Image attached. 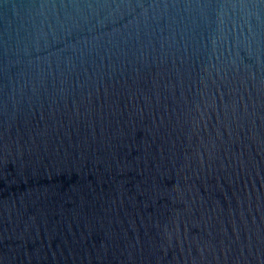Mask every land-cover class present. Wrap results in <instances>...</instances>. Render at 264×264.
Here are the masks:
<instances>
[{"label": "water", "instance_id": "water-1", "mask_svg": "<svg viewBox=\"0 0 264 264\" xmlns=\"http://www.w3.org/2000/svg\"><path fill=\"white\" fill-rule=\"evenodd\" d=\"M0 264H264V0H0Z\"/></svg>", "mask_w": 264, "mask_h": 264}]
</instances>
